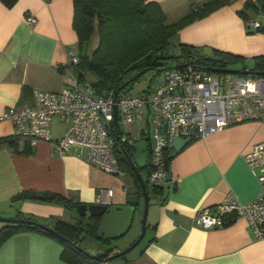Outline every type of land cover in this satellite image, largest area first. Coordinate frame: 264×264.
Segmentation results:
<instances>
[{"label": "crops", "instance_id": "obj_1", "mask_svg": "<svg viewBox=\"0 0 264 264\" xmlns=\"http://www.w3.org/2000/svg\"><path fill=\"white\" fill-rule=\"evenodd\" d=\"M204 1L143 0L156 3L165 18L173 21L190 5ZM244 1L233 0L183 26L174 35L177 44L211 48L243 60L260 55L263 50H259V44H264V38L247 36L245 22L237 15ZM71 13L70 0H15L10 7L0 3V115L10 107L31 105V91L58 92L74 76L68 61L69 53H77ZM28 17L34 22L28 23ZM67 126L68 121L52 117L50 142L38 141L30 146L27 140L14 136L8 120L0 121V139L11 143L0 141V219L28 217L61 230L69 220L71 225L84 221L72 217L74 204H94L100 190H111L109 204H121L127 195H137L134 188L120 191L109 178L112 175L85 161L83 150L56 154L52 141L60 138ZM262 141L264 123L247 121L191 139L178 151L170 145L163 183L158 188L150 187L145 219L149 233L118 263L264 264V241L253 236L243 219L209 230L192 223L197 210L215 206L228 194L240 204L258 194V184L243 156ZM142 180H146V174ZM23 192L55 195L70 203L64 206L21 199ZM108 249L112 250L110 256L121 250L109 244L104 250ZM60 252L61 246L53 238L22 230L1 243L0 264H67L60 259Z\"/></svg>", "mask_w": 264, "mask_h": 264}, {"label": "built area", "instance_id": "obj_2", "mask_svg": "<svg viewBox=\"0 0 264 264\" xmlns=\"http://www.w3.org/2000/svg\"><path fill=\"white\" fill-rule=\"evenodd\" d=\"M26 21L34 22L29 17ZM244 25L264 31V19L246 21ZM68 61L74 67L76 54L69 53ZM181 66L162 72L161 82L152 93L145 91L130 97L118 96L113 89L97 95L74 73L58 92L31 91V105L7 108L0 121L8 120L14 136L34 146L38 141L50 142L52 117L66 120L68 126L62 136L52 141L55 153L62 156L73 149L83 150L89 165L112 176L121 174L117 160V155L122 157L121 149L132 150L137 141L147 140L146 182L158 188L165 177L164 153L172 138H202L233 124L264 123V76L219 72L209 75L196 63ZM143 121L146 133L140 129L138 139L120 128ZM243 160L258 184V194L245 204L228 194L215 206L197 210L192 223L209 230L241 218L253 236L264 241V141L251 146ZM111 195V190H100L94 204L108 206Z\"/></svg>", "mask_w": 264, "mask_h": 264}, {"label": "trees", "instance_id": "obj_3", "mask_svg": "<svg viewBox=\"0 0 264 264\" xmlns=\"http://www.w3.org/2000/svg\"><path fill=\"white\" fill-rule=\"evenodd\" d=\"M70 1L72 7L71 29L76 37L77 52V63L73 69L78 81L88 83L97 95H103L108 90L113 89L119 96V88L130 79L126 77L127 74L135 75L146 68H149V70L158 69L160 73L169 69H177L180 65L178 63L174 62L175 65L171 68L162 63L165 58L161 57L160 51L168 46L169 38L174 36L183 26L228 5L233 0H207L190 5L185 15L173 23L167 22L159 6L154 2H143V0ZM254 1L262 2V0ZM14 2L15 0H0V3L5 7H10ZM252 5L253 1L251 0H245L243 3V7ZM237 15L246 22V18L241 11H238ZM92 36L96 38V44L89 53H86L87 44ZM178 50L180 58L191 59L195 57L196 64L207 71H223L228 63L233 62H239L244 67L245 63L250 61L251 72L264 76L263 57L243 60L241 57L220 52L221 57L210 59L196 57V48L191 46L178 45ZM171 60L176 61V58ZM184 63L188 62L185 61ZM85 79H89L90 82ZM0 141L11 144L8 139H0ZM124 149L126 152L131 153L130 148L125 147ZM117 160L120 170L127 172L132 178L136 188L135 193L139 196L140 190L132 170L120 155H117ZM169 160L170 156L165 151V169ZM143 171L147 174L148 167ZM145 181L143 180V182ZM19 198L54 202L64 206L70 203L55 195H39L34 192H23L19 195ZM74 205L73 207L76 208L77 204ZM26 219L36 222L32 218L27 217ZM98 220L95 217H86L84 221H78L74 225L63 224L61 230L52 228L71 243H66L33 226L5 224L0 228V245L11 234L17 231L30 230L47 235L58 242L61 246L59 257L67 264H104L93 260L83 250L82 252L75 248V246L80 248V244L85 238L96 241L100 246L108 245V241L94 238ZM111 251L108 249L102 252V254L106 252L103 259L110 256Z\"/></svg>", "mask_w": 264, "mask_h": 264}, {"label": "rangeland", "instance_id": "obj_4", "mask_svg": "<svg viewBox=\"0 0 264 264\" xmlns=\"http://www.w3.org/2000/svg\"><path fill=\"white\" fill-rule=\"evenodd\" d=\"M240 11L243 13L244 17L246 18V21H249V22L258 21V22H260L261 20L264 19V2L253 1L252 6L241 7ZM184 15L185 14L177 17V15L174 14L172 17H174V18L177 17L178 19H180ZM166 20L169 23H173L174 21H176V20L173 21V19H171L169 16H167ZM245 29H246L245 32H246L247 36H250V37L259 36V38H264V31L261 29H258V30L252 29V28H249V29L245 28ZM176 41H177L176 36H172L168 40V46L160 51L161 57L165 58V61H163L162 63L166 64V67H168V68L173 67L175 65V63H178L181 65L185 61L191 62V63H196L197 60L195 59V57H193L191 59L180 58L181 56H180V53L178 50L179 44H177ZM95 44H96V38L94 36H92L89 43L87 44L86 53H89L90 50H92L94 48ZM259 50H263V51H261L263 53H260V55H257L256 57H263V60H264V44H259ZM217 52H219V53H217ZM222 53H225V52H222ZM226 54H228V53H226ZM195 55H196V57L198 56L199 58H210V59H218L219 57L222 56V54H220V51L215 52L211 48H196ZM231 56H233V55L231 54ZM170 58L171 59L176 58V61L171 60ZM252 58H254V57H252ZM224 69L227 71H239L242 69V65L239 62L228 63ZM207 73L209 75L213 74V72H211V71H207ZM161 74L162 73H160L158 71V69L148 70V71L144 72L139 78H137L135 81L126 85L122 90H120L119 96L130 97V96L142 94L145 91L152 93L154 88L161 82V79H162ZM132 75H134V74H127L126 77L129 79V78L133 77ZM85 80L87 82H90L89 79H85ZM250 86H251V82L249 83V87ZM120 128L124 132L134 134V137L136 139L139 138V130L140 129H142L144 131V133H146V124L144 121L141 124L134 123L132 125H127L124 127L121 126ZM150 142H152V140H150ZM140 175L142 178H144L145 172L142 170L140 172ZM109 178H113V180L115 181V183L118 186L120 191H122L123 188L127 189L128 191H131L134 188L133 190L136 191V188L133 184L132 178L128 175L127 172H125L123 170H121V175H119V177L110 176ZM127 182H128V184H127ZM150 187L151 186L147 183L146 189H147V198L148 199L151 198V193H150L151 188ZM143 206H144L143 199L140 195V198H139L138 204L135 208V211H134V214L132 217V221H131V225H130L128 231L122 237L115 239V240H112V241H109L108 244L110 247H115V249H118V250L121 249V250H119V252H121V251L125 250L126 248H128L138 238V236L140 234V230H141L140 221H141ZM147 210H148V208H147ZM72 211H73L72 212L73 218L81 219L80 215L76 209H73ZM146 215H147V212H146ZM83 219H85V217ZM70 221L71 220L68 221V224L69 225L73 224ZM36 223H39V222H36ZM1 225L4 226L5 224L1 223ZM49 227H52V224ZM148 233H149V231L145 229L143 238L141 239V241L139 243L143 242L144 237H147ZM139 243L131 251H133L135 248H137ZM105 246L106 245L100 246L96 241H94L90 238H85L80 244L81 250H83L85 253H87L89 255H97L101 251L104 252ZM121 258L122 257L115 258L111 261L106 262L105 264H117L118 262H121Z\"/></svg>", "mask_w": 264, "mask_h": 264}, {"label": "water", "instance_id": "obj_5", "mask_svg": "<svg viewBox=\"0 0 264 264\" xmlns=\"http://www.w3.org/2000/svg\"><path fill=\"white\" fill-rule=\"evenodd\" d=\"M248 71H244L243 68L239 71H227V70H213L212 72H219V73H229V74H240L244 75L246 73L251 72V62L247 61L244 65ZM178 68H182V66H178ZM149 68L142 69L137 74H135L132 78H130L127 82L121 85L119 90H122L126 85L132 83L137 78H139L144 72L148 71ZM113 123H115V107H113ZM190 138L181 139L178 137H174L171 140V148L174 151H178L182 146L190 142ZM147 142L146 141H137L135 144L132 145L133 154L128 156L126 152L121 149V155L125 162L128 164L130 169L132 170L134 177L137 181L141 197L143 199V210L141 216V230L138 238L125 250L108 256L103 259V254L97 255H89L93 260L98 261L99 263H106L111 261L115 258H119L122 255L129 252L133 249L143 238L144 230H145V218L148 206V198H147V189H146V181L143 182L139 172L146 167L147 163ZM138 196L137 195H127L121 204H109L108 206L105 205H78L76 207L77 212L79 213L80 217L87 215V217H95L98 218V223L96 225L94 231V238L96 240H103V241H112L122 237L129 229L132 221V217L135 211V208L138 203ZM0 222L7 224V225H24V226H33L36 227L60 240L65 241L66 243H71L63 236L56 233L51 228L44 226L40 223H36L33 221H28L24 219H0ZM76 249L81 250L78 246H75ZM82 251V250H81ZM83 252V251H82ZM85 253V252H84ZM87 254V253H86Z\"/></svg>", "mask_w": 264, "mask_h": 264}]
</instances>
